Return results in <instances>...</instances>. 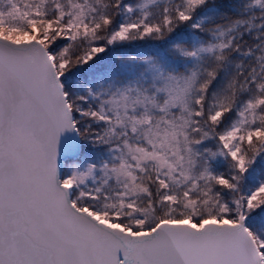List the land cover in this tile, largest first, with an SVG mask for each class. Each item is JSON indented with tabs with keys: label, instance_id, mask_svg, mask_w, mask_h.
I'll return each mask as SVG.
<instances>
[{
	"label": "trees",
	"instance_id": "obj_1",
	"mask_svg": "<svg viewBox=\"0 0 264 264\" xmlns=\"http://www.w3.org/2000/svg\"><path fill=\"white\" fill-rule=\"evenodd\" d=\"M31 31L54 56L79 133L62 172L78 207L133 232L242 222L264 260V0H0V33ZM171 77L189 83L176 106ZM124 92L148 108L116 111L109 101ZM157 125L184 130L189 179L130 156L133 189L101 173L119 149L150 150ZM76 162L93 179L78 182Z\"/></svg>",
	"mask_w": 264,
	"mask_h": 264
},
{
	"label": "water",
	"instance_id": "obj_2",
	"mask_svg": "<svg viewBox=\"0 0 264 264\" xmlns=\"http://www.w3.org/2000/svg\"><path fill=\"white\" fill-rule=\"evenodd\" d=\"M80 152L54 56L0 34V264H264L242 222L133 232L78 207L62 172Z\"/></svg>",
	"mask_w": 264,
	"mask_h": 264
},
{
	"label": "rangeland",
	"instance_id": "obj_3",
	"mask_svg": "<svg viewBox=\"0 0 264 264\" xmlns=\"http://www.w3.org/2000/svg\"><path fill=\"white\" fill-rule=\"evenodd\" d=\"M0 34L3 35L2 33ZM34 36L35 31H31L26 36H20L18 38L12 39L20 41L28 37L33 38ZM163 81L164 90L169 95L167 104L176 106L177 104L182 103L189 87L188 81L178 77L166 78L163 79ZM109 103L116 111L122 112H127L128 110H135L138 108H148L147 104L141 103L138 100L130 99L126 92L115 96L109 101ZM143 119L145 123H148L147 115H145ZM146 139L151 145L150 150L130 147H126L123 150L119 149L115 154L111 155L116 163L107 167L101 166L99 168L101 173L107 178L114 177L115 179L122 181L125 185V187L123 185L124 188L133 189L132 185L134 184V178L130 173L128 166L125 164L126 157L130 156L137 163L147 161L157 162L162 169L166 170L169 176H180L184 179L190 178L193 163L189 157L188 151L184 150L183 144L185 141V133L180 126H170L163 128L161 125H157L149 129ZM72 167L73 174L78 182L82 183L86 180L93 179L94 169L92 167H85L79 162L74 163ZM94 215L98 217V215ZM111 224H116L123 227L119 223Z\"/></svg>",
	"mask_w": 264,
	"mask_h": 264
}]
</instances>
